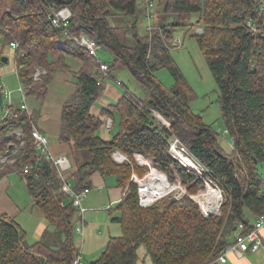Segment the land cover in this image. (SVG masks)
Here are the masks:
<instances>
[{"label":"trees","instance_id":"16d2710c","mask_svg":"<svg viewBox=\"0 0 264 264\" xmlns=\"http://www.w3.org/2000/svg\"><path fill=\"white\" fill-rule=\"evenodd\" d=\"M157 1L164 21L141 36L138 23L151 15L152 0L145 4L139 0H0V36L6 44H19L15 65L28 95L45 98L59 71L74 76L77 88L63 105L59 135L62 143L70 144L84 158L70 175L74 188L90 187L93 174L100 172L104 177L116 176L126 190L116 208L119 216L113 218L120 224L121 235L111 237L91 264H136L141 245L152 264H218L222 251L235 243L239 225L244 223L242 232L248 233L264 215V178L258 168L264 161V0ZM64 6L73 12L70 31L94 33L102 50L113 56L108 62L111 72L127 68L147 90L144 99L126 90L116 107L104 110L113 118V128L118 121L111 140L100 135L104 122L92 113L102 88L97 83L99 63L70 44L64 29L52 22V8ZM115 15L129 16L130 28L112 25L110 18ZM168 16L174 17L172 23ZM183 26L190 32L203 28L194 34L220 90L222 116L234 147L230 152L221 146L218 132L193 111L196 94L173 59L169 43L174 40V29ZM129 31L135 45L126 44ZM61 39L67 40L66 49L58 46ZM71 50L83 64L77 72L67 62ZM3 63L0 59V68ZM37 67L47 70L40 81L33 79ZM164 68L174 78L171 87L157 76ZM33 123L29 111L14 103L0 122V156L16 140L15 129H22L25 141L16 162L0 168V178L11 172L24 177L35 204L64 241L58 247L44 240L26 245L24 229L4 215L0 219V264H74L80 257L75 242L79 211L62 192V180L52 161L35 148ZM173 136L207 166L209 177L223 190L218 215L205 218L189 196L176 201L167 196L149 207L139 204L132 173L144 175L147 167L134 163L135 151L150 156L171 181L181 180L190 193L204 184L168 154ZM117 149L131 162H115L112 153ZM38 160V171L25 174L24 167Z\"/></svg>","mask_w":264,"mask_h":264},{"label":"rangeland","instance_id":"374dc122","mask_svg":"<svg viewBox=\"0 0 264 264\" xmlns=\"http://www.w3.org/2000/svg\"><path fill=\"white\" fill-rule=\"evenodd\" d=\"M139 1L145 4L149 0ZM157 2V0H152L150 13L151 15H149L148 17L143 16L140 18L138 23L139 35H147L150 28L151 30L156 29L159 23L164 21V18L161 15L162 9L157 6ZM197 17V15L194 16L192 21H195ZM167 21L169 23H172L174 21V17L168 16ZM110 23L115 26H125L130 28L132 20L127 15H115L110 18ZM202 31V27H196L194 31L191 32L189 31L188 26L175 28L173 31L174 40L169 43V46L174 61L176 62V64L184 74L187 82L190 84L196 94L195 99L191 103L193 111L201 115L203 121L211 125L218 132L221 141H224L227 145H230L231 137L226 133V127L222 116L220 90L212 74L207 58L194 34L201 33ZM61 40L65 41L67 44L66 39ZM126 44L129 46L135 45V38L130 31L127 34ZM15 51L16 50L9 44H6L3 38L0 36V59L2 60L3 57H6L8 59L7 62H4L0 68V83L3 85V87L13 92V102L16 106L20 107L23 101L21 98V92L19 91L21 83L16 72ZM99 58L103 61L110 62L113 59V56L110 52L101 50L99 52ZM70 59L71 57L69 58L67 56V62H71ZM70 65L73 66L72 63H70ZM37 69L46 71L38 80L40 81L42 80L44 74L47 73V70L40 67H37ZM36 70L34 72L33 79ZM116 73H114L115 78L122 81L123 85H119L114 78H111V80L116 85L120 86L122 91L129 90L139 99H144L145 97H147L146 88L137 80V78L129 71V69L122 68L116 71ZM157 76L167 87H171L174 85V78L167 68L159 70L157 72ZM58 81L59 79H56L54 85L52 83V87L49 86V91L45 98H38L34 95H28L26 104L28 105L30 115H32L34 121H36V124L41 125V122H45L44 116L47 115L48 119L45 123L50 126L51 131H59L60 135L62 127L61 119H58L57 116H55L54 111H47V113L45 111L46 106H48L50 102H58L59 104V100L64 97V89H62L64 85H61ZM50 106L53 105L50 103ZM4 112V109L1 108L0 120L4 115ZM116 117H118V114H116ZM104 129L105 130L101 132H105V135L107 134V130L108 132H111V140L112 135L116 131H118V121L115 128L112 127V129H108L106 126H104ZM15 131H21L23 134V131L20 128L15 129L12 133H15ZM23 138L24 137L22 136V138L19 139L16 136V140L12 141L9 144V151L1 155L3 160L0 161V168H3L8 164H14L16 162L18 155L25 147V141L23 140ZM53 140L57 141L59 144H62V142L60 141V137L57 140L52 137V141ZM68 146L69 148H72L70 144ZM67 155H69L73 163V167L70 170L72 173L77 169L78 163H81L84 158L81 157L79 153H74L73 150L68 152ZM134 163L136 164L135 161ZM258 168L260 174L264 178V161L259 164ZM137 173L139 174V176H142L141 173ZM177 181L178 180L171 182L174 183ZM203 188L204 184L200 186L196 193H190L188 189L189 195L185 196H189L190 198V195L196 196ZM169 196L174 197L175 195L171 194ZM179 199L181 198H177V200ZM193 201L198 206L199 212L202 216H204L205 218L211 216L207 215L206 212L204 213V208L200 204H198V202H196L195 200ZM220 211L213 215H218ZM118 212L119 211H117V213ZM4 215L14 218L24 229V231L26 232V245H33L34 243L41 240H44L54 247H58L62 243L58 241L57 236L54 234L55 228L53 226L48 227L46 231L43 230L42 232H39V225H41V223L43 222L44 215L35 204L34 196L29 191L26 180L17 172H11L0 178V219H2ZM114 217L115 214L110 213L109 211H102L96 214L94 213V215L92 216L94 220L92 222L88 220L89 225L85 227V235L80 234L76 231V243L79 238L82 239L80 243V259L82 261V264H91L93 261L98 259L102 251L106 248L110 237L121 235V227L119 223H117L113 219ZM81 221L82 220L79 216L78 222L81 223ZM99 249L103 250L99 252ZM136 264H152L151 257L148 254L145 245H141L138 249V260Z\"/></svg>","mask_w":264,"mask_h":264},{"label":"built area","instance_id":"2783aa9c","mask_svg":"<svg viewBox=\"0 0 264 264\" xmlns=\"http://www.w3.org/2000/svg\"><path fill=\"white\" fill-rule=\"evenodd\" d=\"M52 12V22L55 26L64 29L65 38L68 41L72 42L76 47L84 50L85 52L93 56L98 61L99 72L101 73V76H99V74L97 75V83L102 86L104 80L114 78L119 85H123L122 81L116 79L115 76H113V73L111 72V66L109 65L108 61H103L99 58V52L102 50V46L99 40L97 39V36L94 33L86 31H82L78 34H73L70 31V21L73 17L72 10L67 6H64L61 8H52ZM10 46L15 50L19 48V44L16 41L11 42ZM58 46L63 49L67 48V44L63 40H58ZM38 69L36 70L34 76L35 81H38L41 75L46 72L45 70L42 71ZM2 89V108L5 112L0 122L6 118L9 113L10 107L14 103L12 97L13 92L5 87ZM19 91L21 92V98L23 101L21 107L24 110H28V106L26 104L28 90L24 88L23 85H20ZM154 114L159 117L168 127L171 126L170 121L164 116H162L156 111H154ZM105 125L108 129H112L114 125L113 118L107 117ZM12 135H16L19 139H21L23 136L21 131H15V133H12ZM32 135L34 138L35 148L39 151L40 155L51 160L54 164L59 174V177L62 180V192H64L67 196L70 197L75 208L79 211L82 216H84L87 211V208L84 206V201L93 190L92 186L85 187L81 190H76L74 188L73 181L70 179V170L73 167L71 158L67 155H53L50 149L49 137L43 134L38 128H33ZM168 154L173 159H175L183 168L194 172L204 183V188L196 196L190 195L191 198L198 202V204H200L204 208L203 211L204 213L206 212L207 215H210V211L214 212L215 214L218 213L223 204L224 192L219 187V185L209 177L207 166L197 156H195L177 136H173L170 140ZM133 156L134 161L138 166L148 167V171L142 176H139L136 171H133L131 178V181L137 185L139 204L142 207H149L155 204L157 201L171 194H174L177 198H182L185 195H189L187 186L184 185L181 181H179V179H177V182L172 183L169 179L168 174L164 172L159 166L155 165L153 159L150 156L140 151H135ZM112 158L115 162L119 164L131 162L130 157L126 153L118 149L113 151ZM2 160L3 158L0 156V161ZM39 160L34 165H26L23 169L25 174H29L33 170L38 171V167L41 165V162ZM36 177H40L39 172H36ZM209 186H212L214 189L219 190L221 193V201L218 206H216V204L214 205L209 201H207V203H204L203 201L204 198L202 196L207 191V189H209ZM244 228V223H241L239 225V231L236 233L235 243L227 246L222 251L218 258L220 262H226L227 256L231 252H235L236 254L241 256L245 251L248 250H264V240L261 236V230L264 229V215L256 219L253 229L248 233L242 232ZM76 231L80 234H84L83 219L81 223H78L76 225ZM74 264H82L80 257L75 260Z\"/></svg>","mask_w":264,"mask_h":264},{"label":"crops","instance_id":"0c3cea01","mask_svg":"<svg viewBox=\"0 0 264 264\" xmlns=\"http://www.w3.org/2000/svg\"><path fill=\"white\" fill-rule=\"evenodd\" d=\"M69 43L71 44V42ZM68 57L69 58L71 57L70 59L71 62H68V64L69 65L70 63L73 64V66L70 65L72 71L74 72L79 71L83 64L77 57L73 55V50L70 51V55H68ZM114 73H113V76H115ZM98 74L99 76H101V73L99 71H98ZM56 79H59L58 82H60L61 85H64V87L62 88L64 89V93H63L64 97L61 100H59V104L58 102H50L53 106H50V103H49V105L46 106L45 111L46 113L47 111L49 112L54 111L55 116H57L58 119H61L63 105L65 101L76 91L77 86L75 83L74 76L70 72H65V71L57 72L52 81L53 85L56 82ZM52 83L50 87H52ZM101 87H102L101 93L95 105L92 107V113L104 122L103 126L101 127V131H103L105 130L104 126H106L105 125L106 118L109 117L108 114L104 113V110L112 109L116 107L119 100L124 95L125 91H122L120 86L116 85L111 79L104 80L103 85ZM28 111H29V108H28ZM44 117H45L44 119L46 122V120L48 119V116L46 115ZM45 122H41V125H39V124H36V121H34L33 126L38 128L43 134L49 137L50 149L53 155L55 156L67 155L68 152L72 151L73 149L71 147L69 148L68 143L59 144L55 140L52 141V137H54L56 140L59 139V131H51L50 126L46 124ZM110 133L111 132L110 131L108 132L107 130V134L105 135V132L103 133L101 132V136L105 140H110L111 138ZM221 146L225 149V151H228V152L234 149L232 144L227 145L224 141H221ZM91 186L93 190L91 191L89 196L84 201V206L87 208V211L84 214V216H82L79 213L81 220L82 219L84 220V232L86 229L85 227L89 225L88 220H90L91 222L94 220V218H92L94 213L96 214L102 211L103 212L109 211L110 213L115 214V217H118L119 212L117 213L116 208L118 204L121 202L126 192L125 189L119 186L116 176L112 175V176L104 177L100 172H96L93 174ZM48 227H51V225L49 224L48 220L44 216L43 222L41 223V225H39V232H42L43 230L46 231ZM54 234L57 236L58 241L60 242L64 241V237L56 229H55ZM83 235H85V233ZM261 236L264 240V229L261 230ZM81 240L82 239L79 238V240L76 243V246L79 248V250L81 249V245H80ZM101 250L103 249H99V252ZM217 263L218 264H264V250L263 249H260L258 251L248 250V251H245L241 256H239L235 252H231L227 256L226 262L222 263L219 260H217Z\"/></svg>","mask_w":264,"mask_h":264},{"label":"bare ground","instance_id":"6f19581e","mask_svg":"<svg viewBox=\"0 0 264 264\" xmlns=\"http://www.w3.org/2000/svg\"><path fill=\"white\" fill-rule=\"evenodd\" d=\"M209 189H207V191L204 193V195L202 196L204 199V203H207V201L213 203L214 205L216 204V206L219 205L220 201H221V193L219 190L214 189L212 186L208 187ZM207 206V204H206ZM208 208V206H207Z\"/></svg>","mask_w":264,"mask_h":264},{"label":"water","instance_id":"95a60500","mask_svg":"<svg viewBox=\"0 0 264 264\" xmlns=\"http://www.w3.org/2000/svg\"><path fill=\"white\" fill-rule=\"evenodd\" d=\"M7 60L8 59L6 57H3L2 62H7ZM2 104H3V89H2V86L0 85V109L2 108ZM173 200L176 201L177 200V197L174 196L173 197ZM209 214L210 215H213L215 213L210 211Z\"/></svg>","mask_w":264,"mask_h":264}]
</instances>
